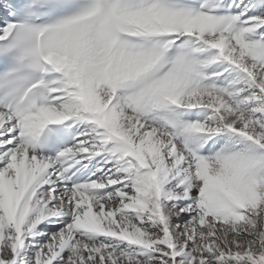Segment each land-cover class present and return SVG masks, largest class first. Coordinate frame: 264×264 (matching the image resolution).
<instances>
[{"label": "snow or ice", "instance_id": "obj_1", "mask_svg": "<svg viewBox=\"0 0 264 264\" xmlns=\"http://www.w3.org/2000/svg\"><path fill=\"white\" fill-rule=\"evenodd\" d=\"M0 264H264V0H0Z\"/></svg>", "mask_w": 264, "mask_h": 264}]
</instances>
